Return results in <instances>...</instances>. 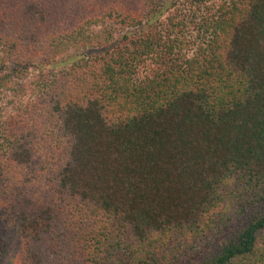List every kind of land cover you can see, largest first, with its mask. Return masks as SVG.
<instances>
[{
    "label": "trees",
    "instance_id": "trees-1",
    "mask_svg": "<svg viewBox=\"0 0 264 264\" xmlns=\"http://www.w3.org/2000/svg\"><path fill=\"white\" fill-rule=\"evenodd\" d=\"M10 92L0 264H264V0H0Z\"/></svg>",
    "mask_w": 264,
    "mask_h": 264
},
{
    "label": "rangeland",
    "instance_id": "rangeland-1",
    "mask_svg": "<svg viewBox=\"0 0 264 264\" xmlns=\"http://www.w3.org/2000/svg\"><path fill=\"white\" fill-rule=\"evenodd\" d=\"M71 57V54H68V55H65L64 57H62V58H58L57 60H55V61H52L51 63L55 66V67H61L63 64H69V58ZM17 82V80L15 79V81H14V83H16ZM18 94L20 93L19 91L17 92ZM12 96L14 97L15 95H14V93L13 92H10L7 96H4V100H2L1 102H0V105H3L4 106V104H7L11 99H12ZM0 217H1V214H0ZM6 228V226L4 225V224H2V229L3 230H1L0 231V255H2L3 257L1 258L2 260L5 258V259H8V256H9V253H12L13 252V250L11 249L10 251H9V253L7 252L5 255H4V253H3V251L5 250V246L4 245H7V244H9L7 241H6V235H7V233L6 232H4L5 229ZM230 234H231V232H230ZM232 234H233V232H232ZM228 235V233L226 232L225 233V236H227Z\"/></svg>",
    "mask_w": 264,
    "mask_h": 264
}]
</instances>
